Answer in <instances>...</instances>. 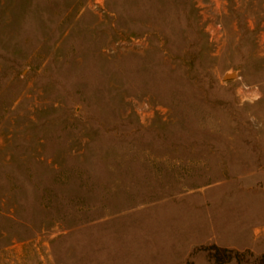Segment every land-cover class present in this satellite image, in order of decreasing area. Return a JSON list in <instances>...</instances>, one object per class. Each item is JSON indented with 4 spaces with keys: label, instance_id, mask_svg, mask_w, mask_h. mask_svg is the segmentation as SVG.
<instances>
[{
    "label": "rangeland",
    "instance_id": "rangeland-1",
    "mask_svg": "<svg viewBox=\"0 0 264 264\" xmlns=\"http://www.w3.org/2000/svg\"><path fill=\"white\" fill-rule=\"evenodd\" d=\"M0 264H264V0H0Z\"/></svg>",
    "mask_w": 264,
    "mask_h": 264
},
{
    "label": "trees",
    "instance_id": "trees-1",
    "mask_svg": "<svg viewBox=\"0 0 264 264\" xmlns=\"http://www.w3.org/2000/svg\"><path fill=\"white\" fill-rule=\"evenodd\" d=\"M207 248L212 249V252H210V254L216 263L225 262L234 256L232 255L231 250L227 248H220L216 245H210Z\"/></svg>",
    "mask_w": 264,
    "mask_h": 264
},
{
    "label": "water",
    "instance_id": "water-1",
    "mask_svg": "<svg viewBox=\"0 0 264 264\" xmlns=\"http://www.w3.org/2000/svg\"><path fill=\"white\" fill-rule=\"evenodd\" d=\"M232 76H233V74L232 73H229V74H225L224 77H232Z\"/></svg>",
    "mask_w": 264,
    "mask_h": 264
},
{
    "label": "built area",
    "instance_id": "built-area-1",
    "mask_svg": "<svg viewBox=\"0 0 264 264\" xmlns=\"http://www.w3.org/2000/svg\"><path fill=\"white\" fill-rule=\"evenodd\" d=\"M210 37L212 38L215 34H213V32L211 31L210 33Z\"/></svg>",
    "mask_w": 264,
    "mask_h": 264
}]
</instances>
